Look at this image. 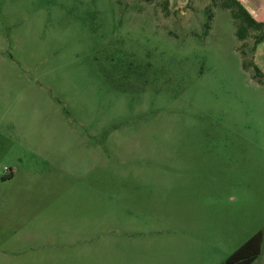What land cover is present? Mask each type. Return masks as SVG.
I'll list each match as a JSON object with an SVG mask.
<instances>
[{"label":"rangeland","instance_id":"obj_1","mask_svg":"<svg viewBox=\"0 0 264 264\" xmlns=\"http://www.w3.org/2000/svg\"><path fill=\"white\" fill-rule=\"evenodd\" d=\"M225 2L0 0V213L18 212L0 264H44L59 248L41 241L75 227L149 236L199 201L234 209L245 240L264 229L263 33L239 39ZM128 194L145 198L129 218Z\"/></svg>","mask_w":264,"mask_h":264},{"label":"crops","instance_id":"obj_2","mask_svg":"<svg viewBox=\"0 0 264 264\" xmlns=\"http://www.w3.org/2000/svg\"><path fill=\"white\" fill-rule=\"evenodd\" d=\"M0 151L4 158L12 155L11 150L5 147L0 148ZM15 162L16 165L9 168L4 176L5 182L13 181L25 165L22 158ZM21 195L19 198L29 199L27 194ZM128 195L124 196L123 205H126L125 211L129 218L144 210L141 205L145 198ZM0 215L14 218L18 212L11 215L6 210ZM181 215L169 228L156 229L149 236L141 232L139 223H131L130 220H124L122 226L110 223L107 229L110 233L105 236V240H79L77 233L80 230L75 227L70 229V233L74 232L73 238L68 239L65 232L58 240L41 241L59 248L56 253L45 257L43 263L83 264L84 260L89 259L92 264H224L232 253L251 238L243 239L240 224H237L238 214L234 209L213 208L208 202L199 201ZM228 216L229 220H226ZM17 226L24 227L27 224ZM119 235L123 238L121 246L114 240ZM252 264H264V253Z\"/></svg>","mask_w":264,"mask_h":264},{"label":"trees","instance_id":"obj_3","mask_svg":"<svg viewBox=\"0 0 264 264\" xmlns=\"http://www.w3.org/2000/svg\"><path fill=\"white\" fill-rule=\"evenodd\" d=\"M223 7L226 9L235 7L237 9L236 12H232V17L235 20H242V25L237 32L239 39H243L244 33L248 29H252L255 31H262L263 34L259 38V43L264 42V23L255 20L239 0H226ZM256 71L259 72L257 67ZM262 253H264V229L253 235L240 248L232 253L224 264H252Z\"/></svg>","mask_w":264,"mask_h":264},{"label":"water","instance_id":"obj_4","mask_svg":"<svg viewBox=\"0 0 264 264\" xmlns=\"http://www.w3.org/2000/svg\"><path fill=\"white\" fill-rule=\"evenodd\" d=\"M242 1H246V2H248V3H250V4H259V3H262V4H260L259 6H262V8L264 7V0H242ZM258 6V7H259ZM261 8V7H260Z\"/></svg>","mask_w":264,"mask_h":264}]
</instances>
